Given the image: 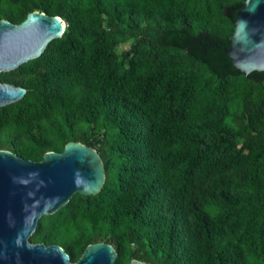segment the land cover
Returning <instances> with one entry per match:
<instances>
[{
    "label": "trees",
    "instance_id": "trees-1",
    "mask_svg": "<svg viewBox=\"0 0 264 264\" xmlns=\"http://www.w3.org/2000/svg\"><path fill=\"white\" fill-rule=\"evenodd\" d=\"M245 2L0 0V21L42 11L67 24L0 73L28 90L0 107V149L41 161L79 141L106 170L31 242L73 262L107 242L116 264H264V71L226 52Z\"/></svg>",
    "mask_w": 264,
    "mask_h": 264
},
{
    "label": "water",
    "instance_id": "water-1",
    "mask_svg": "<svg viewBox=\"0 0 264 264\" xmlns=\"http://www.w3.org/2000/svg\"><path fill=\"white\" fill-rule=\"evenodd\" d=\"M66 26L63 18L42 11L19 24L1 20L0 73L41 57ZM226 52L241 71H264V0H246ZM27 92L0 81V107L24 99ZM105 182L101 154L83 142L71 141L63 152L49 151L41 161L0 149V264H116L118 252L107 242L90 244L73 262L63 246L30 240L43 216L59 211L77 193H99ZM129 264L151 263L133 259Z\"/></svg>",
    "mask_w": 264,
    "mask_h": 264
},
{
    "label": "rangeland",
    "instance_id": "rangeland-1",
    "mask_svg": "<svg viewBox=\"0 0 264 264\" xmlns=\"http://www.w3.org/2000/svg\"><path fill=\"white\" fill-rule=\"evenodd\" d=\"M93 138L96 139V136H94Z\"/></svg>",
    "mask_w": 264,
    "mask_h": 264
}]
</instances>
